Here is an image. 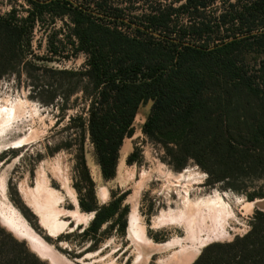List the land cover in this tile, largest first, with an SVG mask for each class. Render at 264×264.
<instances>
[{"label":"trees","instance_id":"trees-1","mask_svg":"<svg viewBox=\"0 0 264 264\" xmlns=\"http://www.w3.org/2000/svg\"><path fill=\"white\" fill-rule=\"evenodd\" d=\"M124 1L140 9L137 21L125 20L124 9L107 0H25L24 15L15 6L0 13V79L41 70L34 60L46 59L34 54L32 40L46 14L69 20L71 51L86 55L80 69L42 70L66 78L68 94L81 93L87 102L85 117L70 118L78 136L72 186L79 209L93 213L76 233L91 240L87 249L97 245L107 222L106 231L125 232L129 192L98 204L83 153L85 135L102 179H113L123 141L133 135L136 112L148 100L141 132L161 145L174 170L191 160L208 185L248 201L264 198V0ZM251 51L262 55L255 65L245 62ZM34 89L37 95L45 91ZM139 159L134 147L125 161ZM27 212L23 207L25 218ZM0 264L47 263L0 225ZM191 264H264V211H255L244 234L205 245Z\"/></svg>","mask_w":264,"mask_h":264},{"label":"rangeland","instance_id":"rangeland-1","mask_svg":"<svg viewBox=\"0 0 264 264\" xmlns=\"http://www.w3.org/2000/svg\"><path fill=\"white\" fill-rule=\"evenodd\" d=\"M107 1L123 8L127 21L140 13L124 0ZM11 6L20 15L25 14L20 6L29 8L25 0H0V13H7ZM69 26L67 18L46 14L35 25L32 40L34 54L46 59L34 60L41 70H31L30 77L22 70L0 79V106L17 103L19 111L0 137V225L25 241L47 264H191L205 245L244 234L255 211H264L257 208L262 198L248 201L219 184L208 185L206 174L191 160L181 170H174L161 145L141 132L152 104L148 100L136 112L133 135L123 141L113 179H102L85 135L83 153L98 204L107 203L113 194L129 192L124 200L129 205L125 232L106 231V224L111 223L107 222L97 245L87 249L91 240L76 233L89 224L92 214L76 206L72 185L78 136L70 123L72 116H86L87 102L81 93L68 94L66 78L42 70L82 68L86 55L72 53ZM119 26L133 31L132 26ZM261 57L257 51L247 52L245 62L255 65ZM35 86H43L45 91L37 95ZM134 147L139 149L140 159L126 164ZM23 207L29 210L28 219ZM130 215L135 218L132 227ZM54 224L67 225L57 232L59 227ZM65 234L70 235L57 239Z\"/></svg>","mask_w":264,"mask_h":264},{"label":"bare ground","instance_id":"bare-ground-1","mask_svg":"<svg viewBox=\"0 0 264 264\" xmlns=\"http://www.w3.org/2000/svg\"><path fill=\"white\" fill-rule=\"evenodd\" d=\"M139 114L141 115L142 111H141V113L139 112ZM18 115H19V111H18L17 103L11 104L10 102H7V103H4L3 105L0 106V137L9 128V125L13 121V119H15V117H17ZM37 193H38L39 197H43V198L45 197V195L42 194L40 191H37ZM257 208H261V209L263 208L264 209V198L257 201ZM180 264H182V263H180Z\"/></svg>","mask_w":264,"mask_h":264},{"label":"crops","instance_id":"crops-1","mask_svg":"<svg viewBox=\"0 0 264 264\" xmlns=\"http://www.w3.org/2000/svg\"><path fill=\"white\" fill-rule=\"evenodd\" d=\"M128 149V148H127ZM127 151V150H126ZM120 152V151H119ZM44 198H46V196L44 197ZM43 198V199H44ZM77 200V199H76ZM76 206H77V208H79L78 207V201H76ZM80 210V209H79ZM81 211V210H80ZM82 212V211H81ZM83 213H85L86 214V212H83ZM92 214V216H93V213H91ZM92 218V217H91ZM135 224V218H134V216L133 215H130L129 216V225H130V227H132L133 225ZM55 225V227H59V225L60 224H54ZM65 225H67V224H62V226H60L58 229H57V232H61V231H63V229L65 228ZM88 225V224H87ZM86 225V226H87ZM128 225V224H127ZM38 255H40V254H38ZM56 262V261H55Z\"/></svg>","mask_w":264,"mask_h":264}]
</instances>
